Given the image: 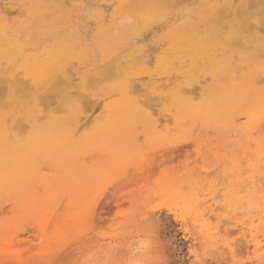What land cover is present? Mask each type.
Masks as SVG:
<instances>
[{
    "label": "rangeland",
    "instance_id": "1",
    "mask_svg": "<svg viewBox=\"0 0 264 264\" xmlns=\"http://www.w3.org/2000/svg\"><path fill=\"white\" fill-rule=\"evenodd\" d=\"M80 1L2 0L0 97L5 98H0V135L9 136L10 149L26 154L16 169L17 184L11 183L5 196L25 201L30 222L40 226V238L28 243L35 248L20 256L28 260L39 253L48 236L63 246L90 231L96 242L82 250L87 255L97 245L94 250L103 258L90 253L87 263L99 255L93 264H264V158L257 155L264 134L252 129L264 117V99L240 105L222 81L208 77L206 53L208 40L231 38L223 25L261 22L260 2L92 0V9L84 10L78 8ZM125 15L134 24L131 35L119 25ZM211 61L214 70L222 64L218 57ZM58 79L62 82L55 84ZM18 80L28 86L29 100ZM60 86L64 93L76 90L70 94H75L72 104L69 96L70 103L64 93L59 96ZM192 86L198 89L194 95ZM48 87L53 98L41 94ZM53 92L69 108L64 103L58 113L62 104H56ZM52 99L56 108H51L54 101L47 105ZM92 105L101 108L93 111ZM73 119L75 137L64 147L51 145L47 159L37 129L30 130L32 122L42 128ZM73 166L88 170L76 173V185L81 182L76 201L60 170ZM130 169L135 178L127 177ZM136 176L141 179L131 182ZM107 196L110 210L108 205L99 209ZM55 211L57 223L52 221Z\"/></svg>",
    "mask_w": 264,
    "mask_h": 264
},
{
    "label": "bare ground",
    "instance_id": "2",
    "mask_svg": "<svg viewBox=\"0 0 264 264\" xmlns=\"http://www.w3.org/2000/svg\"><path fill=\"white\" fill-rule=\"evenodd\" d=\"M186 1V0H184ZM248 1V0H247ZM256 1H259L260 2V5L257 3V5H259L261 7V11H260V7L259 8V11L261 12V16H262V21L261 22H244V23H238V24H233V25H223L222 26V30L225 31V32H231L232 34H230L231 38L229 39H224L223 41L221 42H217V41H214V40H208L207 41V49H206V53H207V58L209 59V71H207V75L208 77H213L214 79H217L219 81H222L225 86L236 96H237V99L239 101V104L240 105H247V102H255L256 100H260V99H264V36L262 34H264V0H256ZM69 2V1H68ZM229 2V1H228ZM233 2V1H232ZM97 3V2H96ZM183 3V2H182ZM181 3V4H182ZM2 0H0V15H3V11L1 8H3L2 6ZM70 4V3H68ZM228 7L229 5H231L230 3H227ZM71 5V4H70ZM222 5V4H221ZM72 6V5H71ZM94 5L92 4V0H83V1H80V3L78 4V8L79 9H84V10H87L89 8L92 9ZM223 6V5H222ZM226 6V7H227ZM240 6V5H239ZM255 6V5H254ZM253 6V7H254ZM99 7V6H98ZM224 7V6H223ZM225 7V8H226ZM243 8V6H242ZM244 9V8H243ZM218 10V9H216ZM226 10V9H224ZM91 11V10H90ZM88 11V12H90ZM227 11V10H226ZM244 11V10H243ZM71 12V11H70ZM205 12V11H203ZM217 12V11H216ZM224 12V11H223ZM206 13V12H205ZM87 14V13H86ZM228 14V13H227ZM263 14V15H262ZM73 15V14H72ZM84 15V14H83ZM259 15V16H260ZM5 16V15H4ZM68 16V15H67ZM126 16V15H125ZM237 17L239 15H236ZM3 17V16H2ZM65 17V16H64ZM241 17V16H239ZM1 18V17H0ZM69 18V17H68ZM85 18V17H84ZM97 18V17H96ZM95 18V20H96ZM243 18V17H241ZM240 18V19H241ZM2 19V18H1ZM101 19V18H100ZM123 21H119L121 23H119V25H124L126 27V29H128V33L126 31V34H130L131 35V31L129 33V30L132 29L134 30V24L132 22V19L128 16L124 17V19H122ZM219 20V19H218ZM260 20V19H259ZM100 22V21H99ZM98 22V23H99ZM215 22V20L213 21ZM117 23V24H118ZM190 24V23H189ZM95 25V24H94ZM101 25V24H100ZM222 25V24H221ZM96 26V25H95ZM118 26V27H120ZM124 27V28H125ZM121 28V27H120ZM123 28V27H122ZM97 29V28H96ZM101 29V28H100ZM125 30V29H124ZM98 31V30H97ZM115 33L117 32L116 31V28H115ZM122 33H125L124 31ZM56 35V34H55ZM129 35V36H130ZM126 36V35H125ZM134 37V36H133ZM130 40V39H129ZM128 40V41H129ZM47 45V44H46ZM121 49V48H120ZM119 49V50H120ZM150 48L149 51L150 52ZM147 52V53H149ZM153 52V51H151ZM120 53V52H119ZM127 54V53H126ZM152 54V53H151ZM122 55V54H121ZM118 56V55H117ZM215 57H218L219 59H221L222 61V64L221 65H217V68L214 70V65L212 67V59H214ZM145 58V57H144ZM114 59V58H113ZM207 59V60H208ZM32 60V59H31ZM113 62V61H112ZM118 62V61H117ZM113 64V63H112ZM220 64V63H219ZM14 66V65H13ZM116 67V66H115ZM131 67V66H130ZM118 68V67H117ZM120 69V68H119ZM120 71V70H118ZM4 72V71H3ZM117 72V71H116ZM115 72V73H116ZM194 72V71H193ZM195 73V72H194ZM70 74V73H69ZM1 75V74H0ZM58 75V74H57ZM121 74H119L120 76ZM16 76H19L18 74ZM20 77V76H19ZM19 77H17V79H19ZM110 77V76H108ZM117 77V76H116ZM121 77V76H120ZM1 78V77H0ZM16 78V77H15ZM90 78V77H89ZM181 78V77H179ZM20 79L22 80V78L20 77ZM93 79V78H92ZM115 79V78H114ZM172 79V78H171ZM5 80V79H4ZM56 80V79H55ZM54 80V83L57 84V83H61L59 80L61 79H58L59 82L55 81ZM64 80V79H63ZM94 80V79H93ZM96 80V79H95ZM98 80V79H97ZM104 80V78H103ZM216 80V81H217ZM9 81V80H7ZM12 82V80H10ZM20 80H18L17 82H19ZM2 82V81H0ZM5 82V81H3ZM66 82V81H65ZM64 82V83H65ZM92 82V80H91ZM133 82V81H132ZM23 87L25 86V88H22V86L20 88L24 89L22 90L23 91V95H24V92L25 95H28L29 91L27 89L28 86H26L25 84H23V82H19ZM54 83H52L54 85ZM63 83V84H64ZM97 83V82H96ZM102 83V82H101ZM100 83V84H101ZM104 83V82H103ZM93 84V83H92ZM91 84V85H92ZM138 84V83H137ZM136 84V85H137ZM52 85V86H53ZM67 85V84H66ZM99 85V84H98ZM166 85V84H164ZM169 85V84H168ZM167 85V86H168ZM172 85V84H171ZM171 85L169 87H171ZM4 86V85H3ZM90 86V85H89ZM93 86V85H92ZM135 86V85H133ZM138 86V85H137ZM224 86V87H225ZM6 87V86H5ZM96 87V86H95ZM167 87V88H169ZM2 88V87H0ZM4 88V87H3ZM2 88V89H3ZM54 88V87H53ZM98 88V87H96ZM104 88V87H103ZM135 88V87H134ZM158 88L161 89V87L159 86ZM226 88V89H227ZM15 89V88H14ZM52 89V88H50ZM49 87L45 90V93H41L42 96L44 94V96L47 97V95H49L48 93H50ZM59 89V87H58ZM58 89H55L56 92ZM62 89V90H61ZM108 89V88H107ZM143 89V88H142ZM147 89V88H146ZM21 90V89H20ZM60 90H58L59 93V96H63L62 93L65 92V90H63V88L60 86ZM96 90V89H95ZM135 90V89H134ZM198 89L196 87H191V89L189 90L191 94L194 95V93H196ZM221 90V89H220ZM219 90V91H220ZM19 91V90H17ZM47 91V92H46ZM50 91V92H49ZM73 91L76 92V90H73L72 89V92L71 93H64V99L66 98V101H70L71 99V103H73V98H75V94L74 95H70V94H73ZM90 91V90H89ZM108 91V90H107ZM133 91V90H132ZM54 93L55 95L57 93ZM228 92V91H227ZM230 92V93H231ZM1 93V92H0ZM89 93V92H88ZM106 93V92H105ZM107 93H110V92H107ZM231 93V95H232ZM17 94V93H16ZM41 94H38L41 96ZM52 94V92L50 93ZM68 94V95H67ZM131 94V93H130ZM55 95L54 98H55ZM66 95V96H65ZM86 95V94H85ZM199 95V94H198ZM2 96V95H1ZM51 96V95H49ZM69 96V98H68ZM71 96V97H70ZM114 96V95H113ZM117 96V95H115ZM196 96V94H195ZM233 96V95H232ZM22 97V96H21ZM80 97V96H79ZM139 97V96H138ZM143 97V96H142ZM1 98V97H0ZM5 98V97H4ZM3 96L1 99H4ZM23 98H25L23 96ZM28 100H29V95L28 97H26ZM44 98V97H43ZM41 98V99H43ZM51 98H53L51 96ZM63 97H60L58 98V94H57V98H56V104L57 102H59V104H62V99ZM88 98V97H87ZM110 98V97H109ZM199 98V97H197ZM201 98V97H200ZM44 99H47V98H44ZM61 99V101L59 100ZM68 99V100H67ZM84 99V98H83ZM89 99V98H88ZM146 99V98H145ZM196 99V98H195ZM38 100H39V104L40 103V99H39V96H38ZM76 100H78V96H76ZM191 100V99H190ZM194 100V99H193ZM228 100V99H226ZM54 101V102H53ZM66 101L64 102L63 101V104L61 107H58V113H59V110H61V108H65L63 107V105L67 104ZM93 101V100H92ZM95 101V100H94ZM144 101V100H143ZM146 101V100H145ZM8 102V101H7ZM6 102V104H7ZM45 102V101H44ZM43 102V104H44ZM53 104L55 103V100H51V102H47V105L50 106V103ZM61 102V103H60ZM97 102V101H96ZM95 102V103H96ZM253 102V103H254ZM258 102H261V101H258ZM2 103V102H1ZM5 103V102H4ZM65 103V104H64ZM69 103L67 104V108H69ZM98 103V102H97ZM96 103V104H97ZM139 104L141 102H138ZM149 103V102H148ZM12 104V103H11ZM42 104V107L44 108V105ZM157 104H160V102ZM156 104V105H157ZM162 104V103H161ZM4 105V104H2ZM82 105V104H81ZM89 105V104H88ZM95 105V104H93ZM93 105L91 107V109L93 110ZM99 105V104H97ZM143 105V104H142ZM195 105V104H194ZM197 105V104H196ZM259 106V103L256 104ZM101 106V105H100ZM151 106V105H150ZM155 106V105H154ZM46 107V106H45ZM83 107V106H82ZM89 107V106H88ZM157 107H159L157 105ZM3 108H7V107H4ZM10 108H12L10 106ZM8 108V109H10ZM25 108V107H24ZM51 108H56L55 104H54V107H52L51 105ZM50 107L48 109H51ZM60 108V109H59ZM64 109L65 110H67ZM84 108V107H83ZM96 109L97 106L95 107ZM101 108V107H100ZM99 108V110H100ZM156 108V106H155ZM198 108V107H197ZM252 108V107H251ZM47 109V110H48ZM82 109V108H81ZM90 109V111H91ZM94 109V110H96ZM44 110V109H43ZM42 110V111H43ZM46 110V111H47ZM53 110V109H52ZM51 110V111H52ZM93 110V111H94ZM97 110V111H99ZM150 110V109H149ZM152 110V109H151ZM150 110V111H151ZM57 110H55L56 112ZM89 111V110H88ZM96 111V112H97ZM153 111V110H152ZM197 111V110H196ZM48 112V111H47ZM46 112V113H47ZM69 112V111H68ZM84 112V111H83ZM95 112V113H96ZM157 112V110H156ZM44 113V111L42 112ZM57 113V112H56ZM62 113V112H60ZM65 113V112H64ZM85 113V112H84ZM11 114V113H10ZM25 114V113H24ZM48 114V113H47ZM46 114V115H47ZM260 114V113H259ZM92 115V114H91ZM95 115V114H94ZM157 115V114H156ZM261 115V114H260ZM25 116V115H23ZM44 116V114H43ZM42 116V117H43ZM49 116V115H47ZM158 116V115H157ZM246 116V115H245ZM264 116V115H263ZM39 117V116H38ZM244 117V116H243ZM41 118V117H40ZM46 118V116H45ZM48 118V117H47ZM90 118V117H89ZM89 118L86 120L87 123H85V125L89 124ZM195 118V117H194ZM241 118V117H240ZM10 119V117H9ZM8 119V120H9ZM22 119H24V117H22ZM44 119V118H43ZM158 120V119H157ZM21 122V120H19ZM40 121V119L38 120V122ZM159 121V120H158ZM19 122V124H20ZM31 122V120H30ZM160 122V121H159ZM9 123H7V126H8ZM58 123H53L51 125H47V126H44V127H38L36 122H32V125L30 126V130H36V135H37V138L38 137H41L42 140H43V145H44V148H45V155H46V158L47 159H50L51 156H52V153L50 152V147L51 145H58V146H61V147H64V145L66 143H69L71 142L73 136H74V133H75V130H76V120L73 119L71 122L69 123H64L62 126H59ZM84 127V124L82 125ZM88 126V125H87ZM160 126V125H159ZM239 126V125H238ZM82 127V128H83ZM86 127V126H85ZM163 127V126H162ZM24 128V127H23ZM8 129L10 131L11 128H9L8 126ZM27 129V128H26ZM250 129V128H249ZM252 129L257 131V132H260L262 134H264V117L261 119L260 122H257V123H254L253 126H252ZM18 130V129H17ZM15 130V131H17ZM81 130V128H80ZM20 131V130H19ZM26 131V130H25ZM27 131H29L27 129ZM24 132V134H27L28 132ZM82 131V130H81ZM249 131V130H248ZM80 132V131H79ZM259 133V134H260ZM19 134V133H18ZM23 134V133H22ZM77 134V133H76ZM263 136V135H262ZM75 137V136H74ZM8 138L9 136L7 135H0V264H93L95 259H97L98 257H100L99 255H101L100 253H96L95 250L96 249H99V246H95L93 247V249H89L90 251H88V254L93 255V254H99L98 256L94 257V260L92 262L89 261L87 263V258L85 255V252H83V250H85L86 248H82L83 246H88L89 244L91 243H95L96 242V237L94 236H91L90 235V231L89 232H84V234L80 237H75V238H72L70 239V241L68 242V244L66 245H63V246H55L52 239L48 236L46 239H44V242L42 244V249L39 253L35 254L34 256L32 257H29V259H24V257L22 258L21 256L24 255V253L26 254H29V249H30V253H31V249L32 247L34 246H31V248H29V240H30V243L32 242L31 240H34V238L36 237H39L40 238V226L37 224H32L30 222V215H29V211H27V209L24 207V204L23 202H21V200L19 199H16V198H13V197H10V196H5V193L7 191H9L10 188H12L11 186V183L12 184H17L16 183V169L18 168V166L22 163V160L23 158L21 156H24L25 152L24 150H12L10 149V145L8 142ZM12 138V137H11ZM112 139V137L110 138ZM115 139V138H114ZM134 139V138H133ZM131 140V139H129ZM143 140V139H142ZM21 141V140H20ZM25 141V140H24ZM136 141H138L136 139ZM108 142V141H107ZM126 142V141H125ZM132 143V142H131ZM182 143V142H181ZM74 145V144H73ZM183 145V143H182ZM180 145V146H182ZM93 146V145H92ZM183 147V146H182ZM263 147H264V144L263 143H260L257 141V155L259 157V159H262L264 158V153H263ZM94 148V146H93ZM187 148V147H186ZM229 148V147H228ZM57 149V148H56ZM63 149V148H62ZM73 149V148H72ZM76 149V148H75ZM150 149V148H149ZM184 149V148H183ZM190 149V148H189ZM164 150V149H162ZM166 150V149H165ZM168 150V149H167ZM180 150V149H179ZM53 151V150H52ZM58 151V150H57ZM56 151V152H57ZM73 151V150H71ZM112 151V150H111ZM169 151H172L173 152V146H172V149L169 148L168 152ZM178 151V149H177ZM59 152V151H58ZM74 152V151H73ZM158 151H155V153H157ZM160 152V151H159ZM167 153V151H165ZM176 152V150L174 151ZM69 153V152H67ZM102 153V152H101ZM150 153V152H149ZM152 153V152H151ZM150 153V154H151ZM182 153V152H181ZM184 153V152H183ZM248 153V152H246ZM99 154V153H97ZM147 154V153H146ZM145 154V155H146ZM26 155V154H25ZM72 155V154H71ZM94 155V154H93ZM92 155V156H93ZM154 155V153H153ZM167 155V154H165ZM169 155V153H168ZM91 156V157H92ZM95 156V155H94ZM100 156V155H99ZM96 159H98V157ZM108 156V155H107ZM149 156V155H148ZM183 156V155H181ZM96 157V156H95ZM169 157V156H166V158ZM178 157V156H177ZM175 157V158H177ZM188 157V156H187ZM88 158V157H86ZM94 158V157H93ZM92 158V159H93ZM186 158V157H185ZM191 158V157H190ZM198 158V157H197ZM91 159V158H90ZM91 159V161H93ZM95 159V158H94ZM105 159V158H104ZM86 160V159H85ZM89 160V158H88ZM167 160H169L167 158ZM166 160V161H167ZM178 160V159H177ZM184 160V159H183ZM192 160V159H191ZM157 162V160H155ZM170 161V160H169ZM194 161V159H193ZM192 161V162H193ZM199 161V160H198ZM260 161V160H259ZM257 162L253 168L254 170H258L259 169V164L260 162ZM85 162V161H84ZM78 163V162H77ZM103 163V162H102ZM154 163V162H153ZM184 164V163H183ZM190 165V163H189ZM186 166V165H185ZM184 166V167H185ZM183 167V168H184ZM69 168V167H68ZM81 168V167H80ZM71 170L69 169H66V168H61V172L64 174H62L63 176V180H65L66 184L69 188H70V191L72 190L73 192V196L75 198V201H76V186H78L81 182H78L77 185H76V176L77 174L76 173H84V174H87L86 171H76V166H73V167H70ZM50 170V169H49ZM79 170V169H78ZM46 171V170H45ZM53 171V169L51 170ZM197 170H195L196 172ZM200 171V170H199ZM57 172V171H55ZM131 172V173H130ZM202 173V172H201ZM39 174V173H38ZM129 174H132V175H135L136 173H132V170L130 169V171H128V175L127 177L129 176ZM131 178H135V177H132ZM138 175V174H137ZM141 176V174H139ZM196 175V173H195ZM239 175V174H238ZM242 175V174H241ZM13 177L14 179L11 180V182H8L7 178L8 177ZM129 176V177H130ZM139 176V177H140ZM128 177V178H129ZM137 178L134 179L133 181L131 180H128V179H124L122 181H125L127 183H129V181L131 182H134L135 180H138V179H141L139 178L138 176H136ZM33 179V178H32ZM130 179V178H129ZM189 179V178H188ZM224 179V178H223ZM128 180V181H126ZM220 180V179H219ZM218 180V181H219ZM36 181V180H35ZM190 181V180H189ZM222 181V180H220ZM235 181V180H234ZM121 182V180H120ZM120 182H116V183H119ZM200 182V181H199ZM236 182V181H235ZM122 184H124V182H121ZM139 183V181L137 182ZM186 183V182H185ZM220 183V182H219ZM263 184V182H261ZM136 184V183H135ZM134 184V185H135ZM218 184V183H217ZM114 186L115 185H118V184H113ZM129 185V184H128ZM132 185V184H131ZM137 185V184H136ZM237 185V183H236ZM113 186V187H114ZM125 186V185H124ZM133 186V185H132ZM194 186V185H193ZM192 186V187H193ZM244 186V185H243ZM127 187V186H125ZM129 187V186H128ZM127 187V188H128ZM135 187V186H134ZM139 187V186H138ZM196 187V186H195ZM115 188V187H114ZM113 188V190H114ZM121 188H123V186H121ZM124 189V188H123ZM137 189V188H136ZM125 190V189H124ZM238 190V189H236ZM137 191V190H136ZM199 191V190H198ZM115 192V190H114ZM118 192V190H117ZM114 194V193H113ZM112 194V195H113ZM203 194V193H202ZM200 193V195H202ZM116 196V194H114ZM118 196V194H117ZM238 196V195H237ZM240 196V195H239ZM113 197V196H112ZM119 197V196H118ZM83 199V198H82ZM74 200V199H73ZM107 200H110L109 196H107L106 198H103V201H101V205L99 207V209H102L104 208V206H106L107 208V205L110 203H107L106 201ZM114 199L111 200V202L113 201ZM83 201V200H82ZM81 203V201H79ZM99 202V200H98ZM75 203V202H74ZM157 203V202H156ZM160 204V203H159ZM245 204V203H244ZM110 205V204H109ZM108 205V206H109ZM112 205V203H111ZM110 205V206H111ZM264 205V204H263ZM110 206L108 207V209L110 208ZM97 207V206H96ZM168 207V206H167ZM212 207V206H210ZM209 207V210H211V208ZM232 207V206H231ZM62 208V207H61ZM76 208V207H75ZM113 208V207H112ZM237 208V207H236ZM59 209V208H58ZM94 209V208H93ZM107 209V210H108ZM64 210V209H63ZM66 210V209H65ZM76 210V209H75ZM106 210V209H105ZM110 210V209H109ZM108 210V212H109ZM113 210V209H112ZM57 211V210H56ZM55 211L56 213V217L55 216V213H54V218H56V220H52V221H55V223H57V219H60L58 218V215H57V212ZM61 211V209L59 210ZM58 211V212H59ZM95 211V210H94ZM207 211V210H206ZM215 211V210H214ZM224 211V210H223ZM64 211H61V213H63ZM263 212V211H262ZM60 213V214H61ZM210 213V211L208 212ZM227 213V212H226ZM258 213V212H257ZM105 214V213H104ZM107 214V213H106ZM217 214V213H216ZM254 214V213H253ZM91 215V214H90ZM201 215V214H200ZM220 215V214H219ZM219 215L217 214V216L219 217ZM229 215V214H228ZM62 216V215H61ZM202 216V215H201ZM211 216H214V214ZM53 217L51 219H53ZM60 217V216H59ZM210 217V216H209ZM78 218V216L76 217ZM220 218V217H219ZM91 219V218H90ZM96 219V217H95ZM213 219V217H212ZM221 220V219H220ZM224 220V219H223ZM231 220V219H230ZM51 221V222H52ZM91 221V220H90ZM50 222V221H49ZM212 222V221H211ZM217 222V221H216ZM225 222V221H224ZM94 223H95V220H94ZM213 224V223H212ZM218 224V223H217ZM49 225V224H48ZM255 225V224H254ZM253 225V227L255 228V226ZM260 225V224H259ZM50 227V226H48ZM46 227V229H48L47 231H49V228ZM222 230V229H221ZM247 229H245V231L243 232H246ZM241 231V230H240ZM242 232V231H241ZM232 233V232H231ZM230 234V232H229ZM247 234V233H246ZM230 238V237H229ZM232 238V236H231ZM235 239V238H234ZM240 239V238H239ZM236 240V239H235ZM248 240V239H247ZM245 239V241H247ZM37 241V240H36ZM238 241V239H237ZM236 241V243H238ZM240 241V240H239ZM241 241H243V238L241 239ZM258 241V240H257ZM34 242V241H33ZM39 242V241H38ZM76 243L80 244L78 250L76 249ZM231 243V242H230ZM35 244V243H34ZM232 244V243H231ZM230 244V245H231ZM139 245V244H137ZM222 245V244H221ZM219 244V246H221ZM227 245V244H226ZM243 246V242L242 244H240ZM248 245V244H247ZM246 245V246H247ZM255 245V244H254ZM260 245V244H259ZM242 246L240 248H242ZM97 247V248H96ZM101 247V245H100ZM222 247V246H221ZM232 247V246H231ZM235 247V245H234ZM35 248V247H34ZM33 248V249H34ZM94 248H96L94 250ZM136 248V247H135ZM220 248V247H219ZM223 249H226L225 247H222ZM221 248V249H222ZM237 248V246H236ZM245 248V247H244ZM247 248L249 249V245L247 246ZM32 249V250H33ZM83 249V250H82ZM102 249H105V248H102ZM94 250V251H93ZM118 250V249H117ZM124 250V249H123ZM130 250V249H128ZM229 250H231V248H229ZM239 250V249H238ZM97 251V250H96ZM103 251V250H102ZM227 251V250H226ZM248 251V250H247ZM21 252H23V254H20ZM95 252V253H94ZM119 252V250H118ZM230 252V251H229ZM232 252V250H231ZM236 252V250H235ZM233 252V253H235ZM240 252V251H239ZM259 251L255 252V253H258ZM93 253V254H92ZM118 254V253H117ZM227 254V253H226ZM225 254V255H226ZM241 254V253H240ZM21 255V256H20ZM84 255H85V258H84ZM228 255V254H227ZM252 255V254H251ZM89 256V257H90ZM102 256V255H101ZM233 256V255H231ZM244 256V255H243ZM19 257H20V260H19ZM103 258V256H102ZM230 258V257H229ZM231 259V258H230ZM89 260V259H88ZM98 260V259H97ZM226 260V259H224ZM233 259H231L232 261ZM99 262V260H98ZM132 262V261H131ZM136 262V261H135ZM134 262V263H135ZM253 262V261H252ZM236 263V262H234ZM216 264V263H214ZM259 264V263H258Z\"/></svg>",
    "mask_w": 264,
    "mask_h": 264
},
{
    "label": "crops",
    "instance_id": "3",
    "mask_svg": "<svg viewBox=\"0 0 264 264\" xmlns=\"http://www.w3.org/2000/svg\"><path fill=\"white\" fill-rule=\"evenodd\" d=\"M86 20H87V22H88V20H89V19H87V18H86ZM88 26H89V25H88ZM147 40L152 42V40H151V39H147ZM153 60H154V56H152V57L149 59V61H148V62H151V61H153Z\"/></svg>",
    "mask_w": 264,
    "mask_h": 264
}]
</instances>
